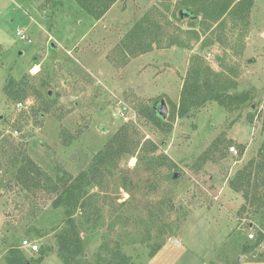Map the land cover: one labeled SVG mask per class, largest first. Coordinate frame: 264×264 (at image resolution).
<instances>
[{
  "label": "rangeland",
  "instance_id": "1",
  "mask_svg": "<svg viewBox=\"0 0 264 264\" xmlns=\"http://www.w3.org/2000/svg\"><path fill=\"white\" fill-rule=\"evenodd\" d=\"M179 1L120 0L97 22L74 0H0V212L14 237L57 235L67 217L52 203L65 180L87 171L125 128L133 154L123 156L113 175L90 190L91 207L84 214L90 223L82 211L74 215L84 264H98L105 248L117 246L135 264H264L261 247L245 253L259 233L264 236V202L253 208L230 187L264 143V0H254L244 39L227 20L222 28L227 44L216 41L220 30L211 31L189 49L155 48L128 57L121 67L123 39L154 8L162 12L157 18L164 35L190 29V20L179 16ZM194 56L216 72L224 64L235 70L237 92L249 93L250 101L233 112L211 102L187 118L176 117ZM25 75L30 77L29 113L18 111L5 94L8 79ZM42 83L43 99L50 95L47 111L31 92ZM161 101L168 108L169 131L142 116L145 107ZM219 139L224 141L220 152L200 169L201 157ZM149 143L158 146L156 153H150ZM1 150L29 157L50 181L43 178L40 188L27 189ZM164 156L177 167L170 168L169 161L160 166ZM65 173L69 176L61 182Z\"/></svg>",
  "mask_w": 264,
  "mask_h": 264
},
{
  "label": "trees",
  "instance_id": "2",
  "mask_svg": "<svg viewBox=\"0 0 264 264\" xmlns=\"http://www.w3.org/2000/svg\"><path fill=\"white\" fill-rule=\"evenodd\" d=\"M119 1L74 0L81 10L97 22L102 20ZM178 4L181 11L179 16L190 20V29L184 31L178 28V33L164 35L162 24L158 20L162 12L159 8H154L144 15L123 39L121 54L124 57V61L121 67L128 63V57L135 58L146 55L154 51L155 48L159 50L173 47L189 49L191 42H199L202 35L211 31L214 33L220 30L221 33L218 34L216 41L220 44H227L228 37L222 29L227 25V20H230L236 28L241 29L240 39H244L251 25L250 15L255 2L254 0H181ZM197 21L201 29H198ZM208 44H213V40H208ZM221 67L222 70L216 72L210 65L205 63L202 57H192L191 65L182 87L176 117L187 118L192 110H200L211 102L217 103L228 112H233L250 101L249 93L237 92L238 83L235 70L226 64L221 65ZM28 79L30 77L27 75L23 76L20 81H16L13 78L8 79L5 86L6 96L16 101V103L26 101L30 96ZM43 86L44 83L41 84L39 89L32 88L33 91L31 92L32 96L42 99L46 107L45 111H47L49 110L47 105L50 106V95L47 94L46 100L43 99L44 97L41 93ZM144 110L145 112L142 113V116L152 122L160 131H169L171 129V125H168V123L158 117L154 108L145 107ZM227 142V146L231 147V142ZM149 144L150 153H156L159 149L158 146L154 143ZM221 145H224V141L221 139L213 143L211 148L201 157L200 169L201 166L210 160L211 155L220 152L219 148ZM129 154L133 153L130 148L128 132L123 128L95 156L87 171L80 173L76 178L70 176L65 180L64 189L52 203L55 209H64L67 217L64 222V228L56 235L58 256L64 264H84L79 259L84 254V249L80 233L74 221V215L77 211H82L86 222L90 223V216L84 215L91 207L90 205L88 206V201H86L91 196L90 190L94 187H101L106 177L113 175V170L117 167L118 161ZM1 155L3 158L9 156L8 163L18 168L16 180L24 184L27 189L40 188L43 178H46V181H50L47 175L37 168L29 157L15 155L14 153L9 154L5 150H1ZM166 161L170 162V168L177 167L167 156L162 157L160 166L166 165ZM67 175H64V178L60 177L61 182ZM230 187L234 192L243 193L245 198H249V206L253 208L258 209L260 204L264 202V143L259 151L258 158L252 160L233 177L230 181ZM52 190L55 193L57 187H53ZM263 240L264 236L259 233L255 243L245 248V253L257 250ZM105 249L107 255L105 257L99 255L97 258L98 264H135L130 257L122 252L120 246L114 248L115 250L113 251L107 250L108 247ZM6 260L7 264H28L19 251L16 250H10ZM41 260L42 258L38 259L34 264H39Z\"/></svg>",
  "mask_w": 264,
  "mask_h": 264
},
{
  "label": "crops",
  "instance_id": "3",
  "mask_svg": "<svg viewBox=\"0 0 264 264\" xmlns=\"http://www.w3.org/2000/svg\"><path fill=\"white\" fill-rule=\"evenodd\" d=\"M118 4L119 3L113 6L112 9L108 12V14L112 10L116 9ZM18 31L20 32L21 30H18ZM8 220L9 219L5 218V215L0 212V264H7L6 258L8 257L10 250L19 251L21 256H23V258L27 261L28 264H34L40 258H42V260L39 264H53V263L61 264L63 263V261L58 256V245H57L55 234L47 233L37 240L31 239V238L21 239L18 237H14L13 227L10 226ZM25 239H28L30 241L37 243L41 250L39 252H31L30 250L22 249L21 243ZM241 261L242 259L240 258V262Z\"/></svg>",
  "mask_w": 264,
  "mask_h": 264
},
{
  "label": "built area",
  "instance_id": "4",
  "mask_svg": "<svg viewBox=\"0 0 264 264\" xmlns=\"http://www.w3.org/2000/svg\"><path fill=\"white\" fill-rule=\"evenodd\" d=\"M23 33H24L23 31H20L19 32V34L21 35V37L22 38H25V36L23 35ZM29 107H30V104H29L28 101L18 102L16 104V109L18 111L24 112V113H29L30 112L29 111L30 110ZM14 135L15 136L18 135L17 130L15 132H13V136ZM229 151L231 153L235 154L236 157L239 156V153H238V151H237V149L235 147H231L229 149ZM0 173H1V169H0ZM249 237H250V239H254L255 238L254 235H252V234ZM21 248L24 249V250H30L31 252H39L40 251L39 245L37 243L33 242V241L28 240V239H25V240L22 241ZM258 248L264 249V240L261 242V244L259 245Z\"/></svg>",
  "mask_w": 264,
  "mask_h": 264
},
{
  "label": "water",
  "instance_id": "5",
  "mask_svg": "<svg viewBox=\"0 0 264 264\" xmlns=\"http://www.w3.org/2000/svg\"><path fill=\"white\" fill-rule=\"evenodd\" d=\"M154 110L160 119H162L163 121L166 120L168 116V108L165 101H161L159 105L154 108ZM176 177H178V175H176ZM173 241L178 245L180 244V242L176 239H173Z\"/></svg>",
  "mask_w": 264,
  "mask_h": 264
},
{
  "label": "bare ground",
  "instance_id": "6",
  "mask_svg": "<svg viewBox=\"0 0 264 264\" xmlns=\"http://www.w3.org/2000/svg\"><path fill=\"white\" fill-rule=\"evenodd\" d=\"M39 68L38 66H36L34 69H33V73L36 74L38 72ZM135 163V159L132 160V164Z\"/></svg>",
  "mask_w": 264,
  "mask_h": 264
}]
</instances>
